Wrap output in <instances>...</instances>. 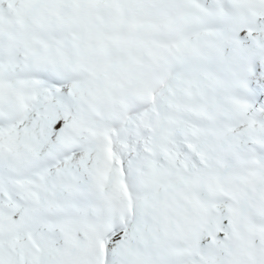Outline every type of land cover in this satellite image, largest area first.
<instances>
[{"label": "snow or ice", "instance_id": "1", "mask_svg": "<svg viewBox=\"0 0 264 264\" xmlns=\"http://www.w3.org/2000/svg\"><path fill=\"white\" fill-rule=\"evenodd\" d=\"M0 264H264V0H0Z\"/></svg>", "mask_w": 264, "mask_h": 264}]
</instances>
